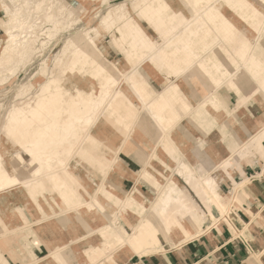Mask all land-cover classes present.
Listing matches in <instances>:
<instances>
[{
  "label": "rangeland",
  "instance_id": "374dc122",
  "mask_svg": "<svg viewBox=\"0 0 264 264\" xmlns=\"http://www.w3.org/2000/svg\"><path fill=\"white\" fill-rule=\"evenodd\" d=\"M1 2L0 233L40 217L78 220L93 227L84 236L89 261L114 264L116 227L154 216L151 204L174 180L185 186L176 170L191 157L211 161L218 145L203 134L223 135L222 115L236 110L231 95L238 109L255 97L250 114L263 122L264 0H51L16 53L7 35L16 10L10 16ZM48 99L57 103L46 110ZM263 141L264 127L213 160L233 158L244 174L238 160L263 155ZM214 172L227 194V177L233 182L232 195L223 192L231 207L246 179ZM99 250L101 259L91 257ZM53 255L44 261H62Z\"/></svg>",
  "mask_w": 264,
  "mask_h": 264
},
{
  "label": "crops",
  "instance_id": "0c3cea01",
  "mask_svg": "<svg viewBox=\"0 0 264 264\" xmlns=\"http://www.w3.org/2000/svg\"><path fill=\"white\" fill-rule=\"evenodd\" d=\"M254 98L238 109V95H231L230 107L236 110L230 117L222 115V120H226V123H221V131L227 141L233 142L232 146H229L230 142H224L219 131L203 134L208 146L218 145L216 151L209 154L211 161L220 155L227 156L231 151L230 147L234 149L242 146L264 127V119L263 122H255L250 114L253 102L256 103ZM238 161L244 174L234 166L230 170L235 180L246 179V184L240 189L239 200L231 204L229 216H220L217 221L211 220L203 228L204 233L185 244H175L171 248L149 254L119 258L114 264H264V151L263 155L255 157L247 153ZM223 173L226 175L224 171ZM227 181L231 189L228 194L223 186L220 187L231 196L233 182L228 177ZM215 215L218 216L219 212ZM8 222L14 225L13 219ZM78 222L69 221V225L63 226V222L57 217H40L38 220L30 219L27 223L22 221V224L17 222L10 232L0 233V264H33L57 253L62 261L53 258L55 264H92L84 254L87 246L84 236L93 227L89 231L81 230ZM29 225L33 236L26 231Z\"/></svg>",
  "mask_w": 264,
  "mask_h": 264
},
{
  "label": "bare ground",
  "instance_id": "6f19581e",
  "mask_svg": "<svg viewBox=\"0 0 264 264\" xmlns=\"http://www.w3.org/2000/svg\"><path fill=\"white\" fill-rule=\"evenodd\" d=\"M50 2L51 0H23L14 10L7 5L13 4V0L1 2L3 10L8 12L10 16L16 10V18L7 30L9 47L15 50V53L18 52V41L22 40L20 41L21 46L27 42L26 30L35 27L34 17L44 10L51 9L52 4ZM185 2L186 0H181L182 4ZM55 12H58V9ZM51 14L52 12L48 13V18L51 17ZM237 46L239 45L237 44ZM56 103L55 99H48L43 102L44 107H46L44 109L47 110L49 105ZM37 118L38 114L33 115L31 120L34 121ZM52 119L51 115L46 117L45 121L51 123ZM190 159L192 160L190 161L191 165L190 163L188 165L183 164L176 170L177 175L184 180L185 186L174 180L175 184L171 185L165 194L156 198V203H152L154 200H150L154 216L145 215L142 219L137 215L132 216V223L135 222V224L130 230L124 226L118 227V229L116 227L117 232L120 231L122 243L121 246L118 244V247L114 249L115 254L112 263H115L119 258H130L135 253L143 255L165 248L162 237L166 238L168 242L171 241L172 244H182L196 238L204 231L201 225L205 220L215 221L214 209L219 212V215H228L230 206L226 205L228 201L223 198L224 191L221 192V188L216 185L218 180L214 171L223 170L226 175L232 173L230 168L233 167L231 164L233 158L206 161L208 164L205 165H196L197 160L192 157ZM212 168L213 171H211ZM237 170L239 169L237 168ZM144 203L145 201L143 202L144 207H147ZM96 216L98 218L104 217L101 211ZM89 217L93 218L94 216ZM152 217L158 219L154 220ZM96 239V237H92L91 241ZM102 252L99 250L91 257L99 260L102 258ZM46 261L43 259L40 264L52 263L51 259H46Z\"/></svg>",
  "mask_w": 264,
  "mask_h": 264
}]
</instances>
